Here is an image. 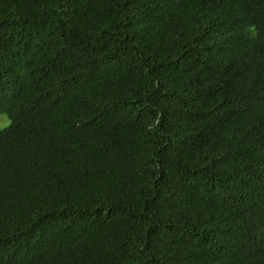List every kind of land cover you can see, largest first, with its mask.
Listing matches in <instances>:
<instances>
[{
	"label": "trees",
	"instance_id": "obj_1",
	"mask_svg": "<svg viewBox=\"0 0 264 264\" xmlns=\"http://www.w3.org/2000/svg\"><path fill=\"white\" fill-rule=\"evenodd\" d=\"M0 264H264V0H0Z\"/></svg>",
	"mask_w": 264,
	"mask_h": 264
},
{
	"label": "rangeland",
	"instance_id": "obj_2",
	"mask_svg": "<svg viewBox=\"0 0 264 264\" xmlns=\"http://www.w3.org/2000/svg\"><path fill=\"white\" fill-rule=\"evenodd\" d=\"M3 120H4V124H7L8 122L7 119L4 116H2V118L0 117V123H2Z\"/></svg>",
	"mask_w": 264,
	"mask_h": 264
}]
</instances>
